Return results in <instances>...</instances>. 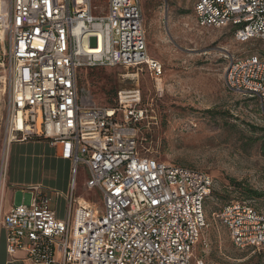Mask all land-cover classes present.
Segmentation results:
<instances>
[{
	"label": "built area",
	"instance_id": "2783aa9c",
	"mask_svg": "<svg viewBox=\"0 0 264 264\" xmlns=\"http://www.w3.org/2000/svg\"><path fill=\"white\" fill-rule=\"evenodd\" d=\"M0 2V187L11 144L46 138L72 161L74 176L80 164L87 168L86 186L104 206L78 202L62 220L50 198L35 191L29 204L0 220L8 251H25L38 264H192L208 227L213 177L144 148L148 109L140 107L139 87L119 90L113 105L100 106L78 83L81 67L123 66L136 76L149 70L163 93L164 68L148 55L141 0ZM193 10L201 27H232L240 43L264 41V0H196ZM227 59V88L257 98L264 114V55ZM217 216L237 247L264 253V206L239 199Z\"/></svg>",
	"mask_w": 264,
	"mask_h": 264
},
{
	"label": "rangeland",
	"instance_id": "374dc122",
	"mask_svg": "<svg viewBox=\"0 0 264 264\" xmlns=\"http://www.w3.org/2000/svg\"><path fill=\"white\" fill-rule=\"evenodd\" d=\"M195 1L141 0L148 55L164 68L163 93L157 91L159 83L149 70L136 76V69L123 66L81 67L79 87L100 106L113 105L119 90L139 87L140 107L148 109L140 133L144 148L159 160L201 169L213 177V192L205 202L208 227L194 249L192 264L199 258L206 264H264V253L237 247L217 216L228 202L239 199L264 206V114L257 98L225 84L227 56L264 55V41L240 43L232 27L199 26ZM2 89L0 84V116ZM3 146L0 121V157ZM86 177L81 170L79 186L103 211L100 195L84 186ZM5 195L15 205L31 200L30 192L24 194L11 182Z\"/></svg>",
	"mask_w": 264,
	"mask_h": 264
},
{
	"label": "crops",
	"instance_id": "0c3cea01",
	"mask_svg": "<svg viewBox=\"0 0 264 264\" xmlns=\"http://www.w3.org/2000/svg\"><path fill=\"white\" fill-rule=\"evenodd\" d=\"M8 153L6 176L2 187H0V220L4 219L9 211L16 206L10 199L5 198L9 182L21 188L24 194L30 192L31 199L35 191L48 196L51 200L52 211L62 220L70 217L71 210L77 207L78 202L98 204L86 199L84 187L79 186L78 177L82 170L87 176L84 181L86 189L99 194L98 191L90 190L86 186L87 168L80 164L77 174L74 176L72 161L62 158L60 146L53 145L49 139L34 138L12 143ZM35 187L38 190H34ZM0 264H38L29 259L25 251L20 250L15 253L8 251L6 231L2 225H0Z\"/></svg>",
	"mask_w": 264,
	"mask_h": 264
},
{
	"label": "bare ground",
	"instance_id": "6f19581e",
	"mask_svg": "<svg viewBox=\"0 0 264 264\" xmlns=\"http://www.w3.org/2000/svg\"><path fill=\"white\" fill-rule=\"evenodd\" d=\"M2 9L1 2H0V11ZM2 38V31L0 30V39ZM161 84V83H160Z\"/></svg>",
	"mask_w": 264,
	"mask_h": 264
},
{
	"label": "trees",
	"instance_id": "16d2710c",
	"mask_svg": "<svg viewBox=\"0 0 264 264\" xmlns=\"http://www.w3.org/2000/svg\"><path fill=\"white\" fill-rule=\"evenodd\" d=\"M254 193H255L256 195H258V193H257V192H254V191H252L250 194H254ZM231 202H232V201H231ZM228 203H230V202H228ZM228 203H227V204H228Z\"/></svg>",
	"mask_w": 264,
	"mask_h": 264
}]
</instances>
